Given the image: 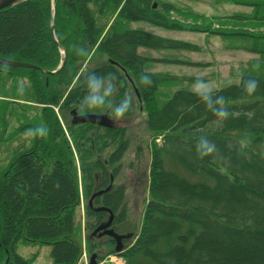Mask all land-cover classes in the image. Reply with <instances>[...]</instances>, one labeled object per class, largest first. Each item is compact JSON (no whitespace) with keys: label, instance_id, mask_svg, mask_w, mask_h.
Here are the masks:
<instances>
[{"label":"trees","instance_id":"16d2710c","mask_svg":"<svg viewBox=\"0 0 264 264\" xmlns=\"http://www.w3.org/2000/svg\"><path fill=\"white\" fill-rule=\"evenodd\" d=\"M213 2L248 10L208 17L161 0H26L0 11V60L44 71L0 65V264H33L42 247L49 248L50 264H78L81 194L88 200L110 186L93 205L112 212V229L124 220V187L114 186V179L126 129L66 121L73 110L105 115L78 108L88 73L115 74L109 100L118 104L131 91L151 134L149 198L134 242H122L124 264H264V0ZM29 21L39 26L32 45L19 32ZM134 23L218 37L226 50L255 55L233 74L238 84L213 91L237 115L217 126L198 93L161 94L166 85L202 79L147 72L153 60L138 49H199L134 29ZM95 60L98 65L84 70ZM63 61L59 72L45 73ZM141 72L151 85L139 83ZM248 80L258 84L251 95L243 92ZM159 95L166 98L162 106ZM208 105L215 107V99ZM131 115L130 109L118 121ZM40 127L46 134H29ZM201 137L215 145L203 158L197 151ZM86 207L94 222L86 226L85 251L102 261L115 253L114 240L96 232L108 213ZM20 246L35 250L24 257Z\"/></svg>","mask_w":264,"mask_h":264},{"label":"rangeland","instance_id":"374dc122","mask_svg":"<svg viewBox=\"0 0 264 264\" xmlns=\"http://www.w3.org/2000/svg\"><path fill=\"white\" fill-rule=\"evenodd\" d=\"M168 1L177 7L192 11L193 13L201 14L204 16H223L237 11H247L248 9L233 4L215 5L213 0H161ZM241 10H240V8ZM132 28L151 32L158 36L180 40L183 42L191 43L197 46L198 51H162L156 50L147 52L153 57V62H148L145 65V70L155 74H167L181 78L188 79H202L208 83L212 91L224 88L228 85L238 84L236 74L238 69L244 66L247 62L256 58L255 55L249 54L242 50H226L224 43L214 36H205L198 33L186 32H173L164 31L145 23H134ZM39 26L37 21H29L20 27V34L25 36L27 44L32 45L37 40ZM168 32V33H166ZM10 38V37H6ZM141 51V50H140ZM155 51V52H154ZM145 55L144 53L142 54ZM162 58L167 60H191L194 63L184 62H162ZM91 61L84 67L85 69L94 68L98 62ZM192 65V66H190ZM201 80V81H202ZM195 82L186 81L178 84H169L161 89L160 93L171 96L176 90H187L193 93H200L202 90L193 87ZM129 97L131 98L132 115L121 121H115V126L123 127L126 129L125 139L127 147L121 159L118 176L114 179V186H123V217L122 223L117 224L115 231L128 238V243L134 242L135 236L139 233L144 207L148 201V182H149V167H150V141L151 134L147 130L145 114L141 111L140 106L130 91ZM158 104L162 106L166 102L165 95H159L157 98ZM61 117V116H60ZM62 118V117H61ZM66 121H71L68 116ZM64 122V120H63ZM160 140L158 144L160 145ZM168 166L176 168L171 162ZM192 180H195L194 178ZM87 199L80 196V206L76 209V222L84 229L83 235L89 234V229L86 226L94 222L93 218L87 217L86 207ZM105 221L107 217L105 216ZM103 240H107L104 237ZM105 247V246H104ZM108 249V248H107ZM106 249V250H107ZM110 249V248H109ZM114 251L115 245L111 246ZM35 249L26 247H18L17 252L26 257ZM40 256L33 264H49V248L42 247ZM102 253H105L102 248ZM89 255L87 254L88 262ZM101 264H124V260L118 255H109L103 261H98ZM84 264V262H81Z\"/></svg>","mask_w":264,"mask_h":264},{"label":"clouds","instance_id":"9594fccd","mask_svg":"<svg viewBox=\"0 0 264 264\" xmlns=\"http://www.w3.org/2000/svg\"><path fill=\"white\" fill-rule=\"evenodd\" d=\"M118 77L113 73H108L106 75H97L95 73H88L84 76L83 85L86 88V94L83 96L80 101L78 108L80 111L86 110H103L105 115L109 116L112 120H120L124 115L131 109V98L125 97L118 104H113L109 97L112 96L114 90L117 86ZM139 83L142 86L151 85V78L144 74L143 72L139 75ZM193 87L195 89L202 90L198 93L200 99L205 103L206 107L213 113L216 117V120L213 121V124L220 125L224 119L229 115H237L235 113H229L226 108V101L223 96H216L209 84L197 80ZM258 84L255 80H248L243 85V92L246 95H251ZM210 99H215V107L209 108L208 101ZM246 115L251 118L253 113L249 112ZM39 131L41 135L46 134V128L40 127L38 130H29V134L35 135V132ZM215 150V145L210 141H207L205 137H201L200 141L197 142V151L200 154L201 158L205 155L211 154Z\"/></svg>","mask_w":264,"mask_h":264},{"label":"water","instance_id":"95a60500","mask_svg":"<svg viewBox=\"0 0 264 264\" xmlns=\"http://www.w3.org/2000/svg\"><path fill=\"white\" fill-rule=\"evenodd\" d=\"M26 0H0V11L9 7H13L17 4H20L22 2H25ZM65 57V56H64ZM0 65L4 66H9V67H15V68H26V69H33V70H38L40 72H44L38 67L28 64V63H20V62H13V61H6V60H0ZM64 66V61L59 65L58 69L54 72H45L49 75L56 74L59 72ZM72 115V125H78V124H91L95 126H100V127H113L114 123L112 120H110L107 116L104 115H95V114H86V115H77L76 111L71 112ZM110 190V186L107 187L105 190L96 192L92 195L90 201H89V206H92V201L98 196H101L108 192ZM106 211L109 214V219L107 223L101 225L97 230H103L101 235H107L111 236L115 242V251L120 252L122 250V240L128 239L129 237H125L123 235H117L115 234L112 230H108V228L111 226L112 219H113V214L110 210L106 208H96L94 209V212H102ZM89 264H96V256L91 255L89 257Z\"/></svg>","mask_w":264,"mask_h":264},{"label":"crops","instance_id":"0c3cea01","mask_svg":"<svg viewBox=\"0 0 264 264\" xmlns=\"http://www.w3.org/2000/svg\"><path fill=\"white\" fill-rule=\"evenodd\" d=\"M166 33H168V32H166ZM180 41V40H179ZM141 50V51H140ZM150 51H153V50H147V49H142V48H140V49H138V53L140 54V55H142L143 53L145 54L144 56L145 57H148V58H152L153 59V57H151L150 55H148V54H150V53H147V52H150ZM155 52V51H154ZM156 52H162V51H156ZM190 52V51H189ZM162 60V62H176V61H178V62H184V63H194V62H192L191 60H188V61H180V60H173V59H171V60H167V59H164V58H162L161 59ZM152 63H155V62H152ZM190 66H192V65H190ZM148 72V71H147ZM151 73V72H150ZM39 256H40V254H39ZM38 256V257H39ZM38 259V258H37ZM48 262H49V264H50V260H48ZM83 262V261H82ZM48 264V263H47ZM79 264H82L81 263V261H80V263Z\"/></svg>","mask_w":264,"mask_h":264},{"label":"flooded vegetation","instance_id":"af4514ba","mask_svg":"<svg viewBox=\"0 0 264 264\" xmlns=\"http://www.w3.org/2000/svg\"><path fill=\"white\" fill-rule=\"evenodd\" d=\"M92 208V207H91Z\"/></svg>","mask_w":264,"mask_h":264}]
</instances>
